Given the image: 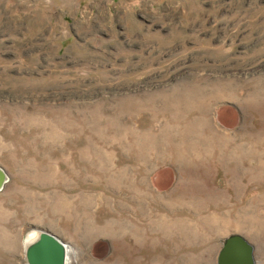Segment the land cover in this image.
Returning a JSON list of instances; mask_svg holds the SVG:
<instances>
[{
  "label": "rangeland",
  "instance_id": "1",
  "mask_svg": "<svg viewBox=\"0 0 264 264\" xmlns=\"http://www.w3.org/2000/svg\"><path fill=\"white\" fill-rule=\"evenodd\" d=\"M0 264H264V0H0Z\"/></svg>",
  "mask_w": 264,
  "mask_h": 264
},
{
  "label": "water",
  "instance_id": "2",
  "mask_svg": "<svg viewBox=\"0 0 264 264\" xmlns=\"http://www.w3.org/2000/svg\"><path fill=\"white\" fill-rule=\"evenodd\" d=\"M8 181L6 171L0 166V190ZM68 248L57 236L40 230L38 237L26 247L28 264H68ZM216 264H256L254 246L241 234H231L223 239Z\"/></svg>",
  "mask_w": 264,
  "mask_h": 264
},
{
  "label": "bare ground",
  "instance_id": "3",
  "mask_svg": "<svg viewBox=\"0 0 264 264\" xmlns=\"http://www.w3.org/2000/svg\"><path fill=\"white\" fill-rule=\"evenodd\" d=\"M66 246H67L68 251H69V252H68V264H70L69 261H71V260H72V263L75 262V257L72 259L71 254H73V256H75V252H76V251H75L73 248H71L70 246H68V245H66ZM72 263H71V264H72Z\"/></svg>",
  "mask_w": 264,
  "mask_h": 264
}]
</instances>
